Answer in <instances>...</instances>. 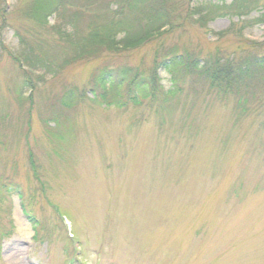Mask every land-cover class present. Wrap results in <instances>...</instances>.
I'll return each instance as SVG.
<instances>
[{
  "label": "rangeland",
  "instance_id": "374dc122",
  "mask_svg": "<svg viewBox=\"0 0 264 264\" xmlns=\"http://www.w3.org/2000/svg\"><path fill=\"white\" fill-rule=\"evenodd\" d=\"M27 3L2 2L0 264H264V88L250 89L262 103L247 94L239 104L190 75L165 102L158 43L31 72L26 84L11 53L15 29L31 26ZM263 14L195 21L162 41L196 55L263 54ZM126 65L156 74L158 97L94 101L99 72ZM70 89L85 96L60 105Z\"/></svg>",
  "mask_w": 264,
  "mask_h": 264
},
{
  "label": "trees",
  "instance_id": "16d2710c",
  "mask_svg": "<svg viewBox=\"0 0 264 264\" xmlns=\"http://www.w3.org/2000/svg\"><path fill=\"white\" fill-rule=\"evenodd\" d=\"M27 1L22 18L31 26L15 29L20 47L15 54L11 53L15 62L25 68L23 79L26 84L30 82L31 72H58L63 65L80 59L100 58L105 53L120 55L158 43L154 71L164 69L171 74L172 81L171 88L161 96L165 102L182 93L184 87L179 82L191 75L225 98H235L239 104H245L247 94L262 103L261 95L250 89L264 88V53L250 49L252 53L239 57L223 56L218 52L196 55L179 44L166 47V41L162 39L175 35L179 29L186 30L195 21L204 25L221 16H249L254 11L264 10V0H232L224 7L218 5L227 0ZM2 2L5 0H0V37L9 26L10 14ZM25 4L23 2V7ZM262 16L264 20V14ZM54 17L56 23L52 21ZM3 46L0 39V47ZM259 46L264 50V43ZM145 71L146 68L141 70L128 65L105 67L90 91L94 101L109 102L121 108L127 104H141L149 96L158 97L157 89L148 84L161 87L156 83V74L155 79L148 78ZM135 80L138 88L133 90L131 84ZM84 96L70 89L62 93L57 102L71 107ZM31 162L34 163L33 156Z\"/></svg>",
  "mask_w": 264,
  "mask_h": 264
}]
</instances>
